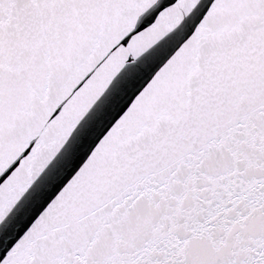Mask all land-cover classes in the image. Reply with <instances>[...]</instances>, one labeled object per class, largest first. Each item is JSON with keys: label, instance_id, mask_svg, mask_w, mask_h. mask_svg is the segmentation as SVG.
<instances>
[{"label": "water", "instance_id": "1", "mask_svg": "<svg viewBox=\"0 0 264 264\" xmlns=\"http://www.w3.org/2000/svg\"><path fill=\"white\" fill-rule=\"evenodd\" d=\"M0 264H264V0H0Z\"/></svg>", "mask_w": 264, "mask_h": 264}]
</instances>
